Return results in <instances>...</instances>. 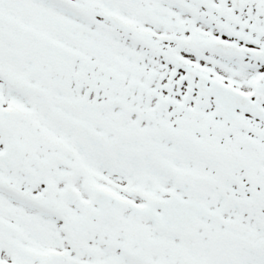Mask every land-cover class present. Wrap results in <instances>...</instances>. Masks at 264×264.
<instances>
[{"label": "snow or ice", "instance_id": "snow-or-ice-1", "mask_svg": "<svg viewBox=\"0 0 264 264\" xmlns=\"http://www.w3.org/2000/svg\"><path fill=\"white\" fill-rule=\"evenodd\" d=\"M0 264H264V0H0Z\"/></svg>", "mask_w": 264, "mask_h": 264}]
</instances>
